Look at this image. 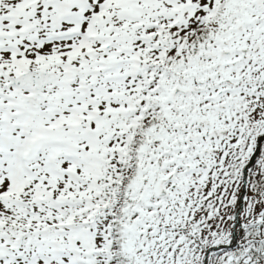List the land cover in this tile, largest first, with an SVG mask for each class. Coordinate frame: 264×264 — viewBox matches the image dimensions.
Returning <instances> with one entry per match:
<instances>
[{
    "label": "snow or ice",
    "instance_id": "snow-or-ice-1",
    "mask_svg": "<svg viewBox=\"0 0 264 264\" xmlns=\"http://www.w3.org/2000/svg\"><path fill=\"white\" fill-rule=\"evenodd\" d=\"M0 264H264V0H0Z\"/></svg>",
    "mask_w": 264,
    "mask_h": 264
}]
</instances>
